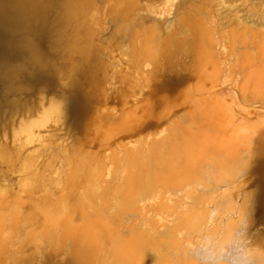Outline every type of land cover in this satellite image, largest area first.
Instances as JSON below:
<instances>
[{"label": "rangeland", "instance_id": "obj_1", "mask_svg": "<svg viewBox=\"0 0 264 264\" xmlns=\"http://www.w3.org/2000/svg\"><path fill=\"white\" fill-rule=\"evenodd\" d=\"M28 1L0 0V264H184L245 216L264 242V0Z\"/></svg>", "mask_w": 264, "mask_h": 264}, {"label": "clouds", "instance_id": "obj_2", "mask_svg": "<svg viewBox=\"0 0 264 264\" xmlns=\"http://www.w3.org/2000/svg\"><path fill=\"white\" fill-rule=\"evenodd\" d=\"M182 258L184 264H264V242L248 216L229 228L205 222L189 233Z\"/></svg>", "mask_w": 264, "mask_h": 264}, {"label": "bare ground", "instance_id": "obj_3", "mask_svg": "<svg viewBox=\"0 0 264 264\" xmlns=\"http://www.w3.org/2000/svg\"><path fill=\"white\" fill-rule=\"evenodd\" d=\"M16 3H15V5L13 6V8H11V10L10 11H4L3 13H4V15H3V13H2V16H3V18L5 19V21H6V23H8V24H13V23H15V22H24V23H26V22H28L29 21V15H31V13L32 12H30L29 13V11H32V10H29L28 8L30 7V6H28L29 4H27L26 3V1L25 2H23L22 0H14ZM31 1V0H30ZM30 1H28V2H30ZM32 2H33V0H32ZM25 3V4H24ZM27 4V5H26ZM27 6V9L29 10V11H27L26 10V7ZM17 11V12H16ZM18 11L20 12V13H18ZM193 30V29H192ZM193 32V31H192ZM197 31L195 30L193 33L195 34ZM199 32V31H198ZM197 34V33H196ZM196 36V35H195ZM198 36H200L199 34H197V38H200V37H198ZM200 40V39H199ZM198 40V41H199ZM17 43H18V41L17 40H15V38L14 37H9V36H5V35H3V34H1L0 33V55H3V54H5V53H7V54H9V55H12V54H16L17 53ZM199 45H200V43H199ZM200 48V47H199ZM199 50V49H198ZM209 56V55H208ZM165 143V142H164ZM173 143H175V142H173L172 141V147H177V146H175L176 144L178 145V143L179 144H181L180 142H177L175 145L173 144ZM184 144L183 145H181V146H184L185 145V143L187 144L188 142H183ZM160 145H163L164 146V144H163V142H162V144L160 143ZM174 145V146H173ZM181 146H179V147H181ZM186 146V145H185ZM188 146H189V148H190V143L188 144ZM188 146H187V148L186 147H184V150H185V148L188 150ZM162 147V146H161ZM167 147V146H166ZM169 148L173 151V149L169 146ZM182 148L183 147H181V148H179V149H181V151H179V149H178V152H182ZM158 149H160V147L158 148ZM158 149H157V152H158ZM166 150H167V148H165ZM162 150H163V148H162ZM155 151V150H154ZM160 151V150H159ZM165 150H163V152H158L159 154L158 155H156V160L158 161V158L160 157V159H161V161L158 163L157 161H155V162H157L158 164H157V167H154V166H152V162L150 163V162H147V160H146V166H145V168H147V173L143 176V178L140 180L141 181V186L142 185H144L145 187H150L153 183H154V181H156V177H157V169H162L163 171H164V169H167V168H171L172 169V167H171V165H172V163H176V161L175 162H173L172 161V159L169 157V156H171V155H169L168 156V153H166V152H164ZM168 151V150H167ZM171 151V152H172ZM175 151V150H174ZM186 151V150H185ZM185 151H183V152H185ZM177 152V151H176ZM175 153V152H174ZM190 152H187V154H189ZM153 156H154V153H151ZM183 154V153H182ZM191 154V153H190ZM189 154V155H190ZM176 155V154H175ZM174 155V156H175ZM177 155H179V154H177ZM153 156H152V158H153ZM179 156H184V155H179ZM158 157V158H157ZM176 157V156H175ZM194 157V156H193ZM150 158V157H149ZM148 158V159H149ZM152 158H151V160H152ZM179 158H181V157H179ZM187 158V157H186ZM185 158V159H186ZM189 158V157H188ZM153 159H155V157L153 158ZM178 159V158H177ZM182 159H184V158H181V159H178V161H180V160H182ZM184 159V160H185ZM150 160V161H151ZM194 160V159H193ZM192 160V156H191V159H189V161H193ZM149 161V160H148ZM187 161V160H186ZM185 161V162H186ZM154 162V161H153ZM153 164H156V163H153ZM187 164H188V162H187ZM186 164V166H188ZM174 165V164H173ZM177 165H178V163H177ZM175 166H176V164H175ZM189 166L190 167H192L191 166V164H189ZM188 166V169L190 170V167ZM180 167V166H179ZM175 168V167H174ZM185 169H187V168H185ZM181 170L182 172L183 171H186V170ZM161 170V171H162ZM174 170H176V169H174ZM174 170H173V173H174ZM166 171V170H165ZM164 171V172H165ZM179 171V170H178ZM177 171V172H178ZM145 172V171H144ZM169 172H170V170H169ZM172 172V171H171ZM170 172V173H171ZM176 172V171H175ZM176 172V173H177ZM166 173V172H165ZM167 174H169V173H167ZM158 175H160V174H158ZM162 175H164V174H162ZM159 178V177H158ZM160 178H161V176H160ZM163 178V177H162ZM159 180V179H158ZM166 181V180H165ZM164 180H163V182H165ZM161 184H164V183H162V181H161V183L159 182L158 183V185H161ZM166 184V183H165ZM157 186V185H156ZM162 186V185H161ZM139 189H140V187H139ZM141 189H142V187H141ZM144 190V189H143ZM148 190V189H147ZM135 191V190H134ZM133 192V191H132ZM145 192V191H144ZM124 194H125V198H124V201L125 202H128V200L131 198V194H130V192H123ZM122 193V194H123ZM136 193V192H135ZM147 193V192H146ZM122 205V204H121ZM82 231H80V233H81ZM86 233V232H85ZM81 235H83V236H86V234H81ZM77 237V236H76ZM85 238V237H84ZM77 239V250H78V252L80 253V261L82 262V263H84L85 262V260H84V252H85V244H86V242L85 241H83V239L82 238H80V237H77L76 238ZM75 239V240H76ZM116 241V240H115ZM76 242V241H75ZM115 243V242H114ZM113 245V244H112ZM91 246H92V244H91ZM112 249L110 250V252H111V254H112V261L110 262V264H128L127 262H128V260L129 259H127L126 258V256H125V252H124V249L123 248H121V246H119V245H117V244H115L114 246H112L111 247Z\"/></svg>", "mask_w": 264, "mask_h": 264}]
</instances>
